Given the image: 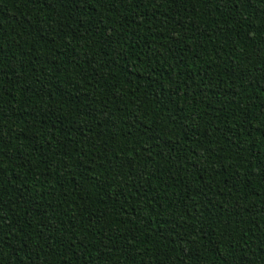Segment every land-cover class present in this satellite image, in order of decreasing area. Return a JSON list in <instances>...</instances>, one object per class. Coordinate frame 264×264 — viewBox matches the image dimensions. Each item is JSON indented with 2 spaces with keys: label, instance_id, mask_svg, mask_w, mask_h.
Returning a JSON list of instances; mask_svg holds the SVG:
<instances>
[{
  "label": "trees",
  "instance_id": "obj_1",
  "mask_svg": "<svg viewBox=\"0 0 264 264\" xmlns=\"http://www.w3.org/2000/svg\"><path fill=\"white\" fill-rule=\"evenodd\" d=\"M0 264H264V0H0Z\"/></svg>",
  "mask_w": 264,
  "mask_h": 264
}]
</instances>
